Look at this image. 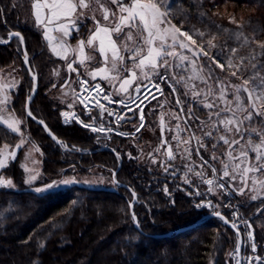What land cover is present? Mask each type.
Masks as SVG:
<instances>
[{
	"label": "trees",
	"instance_id": "trees-1",
	"mask_svg": "<svg viewBox=\"0 0 264 264\" xmlns=\"http://www.w3.org/2000/svg\"><path fill=\"white\" fill-rule=\"evenodd\" d=\"M0 6L4 8L0 13V39L7 40L10 31L21 32L33 58L32 69L39 67L44 74L39 73V90L30 106L32 114L67 145L55 144L41 126L26 117L27 134L43 157L41 182L71 175L72 169L85 174L100 168L111 176L117 171L118 181L130 188L115 191L75 185L47 195H37L22 186L17 190L1 188L0 264H236L233 253L238 236L232 229L215 218L176 233L209 211L195 206L199 199H191L184 191L175 189L179 178L170 180L158 168L139 164L125 155L134 150L137 139L148 136L149 110L157 98L145 106V123L138 132L127 136L114 134L110 142L101 143L94 132L77 123L63 124L59 116L61 107L43 86L51 85V67L69 60L58 59L49 50L42 28L35 24L32 0H0ZM169 6L178 26L203 33L201 47L225 65L224 76L235 71L236 80L241 82L264 78V0H169ZM86 16L79 21L81 27L70 39L71 44L82 38L87 41L95 22L87 13ZM195 38L200 43V35ZM233 48L235 52L231 51ZM21 59L20 42L14 39L0 44V69ZM217 73L213 68L212 74ZM28 78L22 95L24 112L32 83ZM162 85L165 96L174 100L171 86L164 81ZM75 110L81 113L80 107ZM135 112L119 126L125 134L133 133L139 123ZM15 137L0 127V144ZM75 147L83 151L71 150ZM4 173L18 180L14 164ZM165 185L168 194L163 190ZM157 188L159 191H155ZM133 190L138 198L134 210L141 231L134 226L130 212ZM232 201L255 224L256 242L261 250L253 257L263 256L264 232L258 222L263 218L264 199L248 203L236 197ZM169 232L174 233L169 237L154 236ZM262 263L264 260L258 264Z\"/></svg>",
	"mask_w": 264,
	"mask_h": 264
},
{
	"label": "snow or ice",
	"instance_id": "snow-or-ice-1",
	"mask_svg": "<svg viewBox=\"0 0 264 264\" xmlns=\"http://www.w3.org/2000/svg\"><path fill=\"white\" fill-rule=\"evenodd\" d=\"M111 5V7L109 6ZM32 9L35 18V24L42 26L43 28V36L49 43V47L51 51L57 57H68V53L70 51L77 52V58L82 62L86 58L85 56V43L88 45H93L94 43H98L99 52L104 57V63L99 68H94L91 70L89 75L104 77L109 80L110 83H114L115 75L119 74L123 68L127 66V61L125 55L122 54L120 45L118 44L117 39H114V35L122 34L124 29L127 27V39H131L133 36L132 29H135L136 33L139 35L140 39L130 47L127 43L123 45L124 51L129 53L131 59V67L127 68V71L130 72V75H124L123 79L119 81V91L123 93H129V85L132 84V81L137 79V75H141L142 77L152 80L153 77H156L160 80H165L169 78L168 70L173 68L174 66L184 67L186 61H190L193 65H195L196 61L193 59L194 57H198L200 55H207L211 61H215L216 65H219L220 68H224L225 65L221 63L219 59L216 58V55L211 54L210 52L205 51V47H201L204 44L203 41V33H199L197 31L186 30L185 27L178 26L177 23L174 22L173 14L171 12L169 6V0H32ZM4 11L3 6H0V13ZM86 11L91 13V19L95 22L94 31H91L90 35L85 41L83 38L78 42L77 47H72L68 43H66L64 38H67L71 35L73 29H79L80 23L79 21L85 17ZM97 13L102 19L97 18ZM232 19V17H230ZM184 21L181 20L180 24L184 25ZM55 30H59L60 36H54L52 33ZM199 34L201 37L200 43H197V39L195 36ZM9 39L12 36L19 37L20 42L23 43L24 37L22 33L19 31H12L8 33ZM59 41V43H57ZM232 52H235L236 49H231ZM189 54H185V53ZM223 55V53H220ZM91 58V57H87ZM169 58H172V63L169 62ZM24 59L25 62L28 61V51L25 48L24 50ZM210 67H214L210 65ZM239 65H236V68H239ZM67 68L69 70H73V63H68ZM195 71V69H193ZM31 71V69H29ZM163 71V75H159L160 72ZM235 71L233 75H235ZM36 73L32 72V77L35 79ZM79 77V73H77ZM83 81V77H79ZM201 80H204V76H200ZM171 82V81H169ZM220 83V90L218 93L219 99L217 100V104L222 100L225 104H231L232 101H229L227 98L228 89L225 86L224 81L218 80ZM15 83V81H13ZM67 83V81H65ZM12 85H9L11 87ZM90 89V92H94L95 89H100L101 92L103 89L101 88V84L96 82L94 87L88 86L87 81H83L80 84V98L81 102L84 105V110L92 114L93 109L90 107V104L97 103L99 104L98 96H93L91 100L84 96V91L86 89ZM135 91L137 93L141 92L143 87V91H147L149 87H151V83H148L147 86H143L140 83H137L135 86ZM160 85L157 84L156 88H159ZM264 88V78H261L258 83H254L251 86L249 85L248 80H244L243 83H236L231 85V89L235 92L234 107L230 109H223L220 112L216 113L217 119L213 120L210 127L212 129H216L218 124H223L224 128L231 132L233 127H235V131L237 133H241V124L244 119L251 118L253 116L252 111H248L246 116H241L239 113L243 112L248 105H245L242 100L243 98L240 95L241 89L247 92V98L249 104L252 108L256 109L257 112H260V109L256 107L255 101L260 99V96L254 95V92H260L261 89ZM34 91V86L33 89ZM175 90V89H173ZM6 89L3 83H0V113L4 111V106L7 104L8 96L5 94ZM150 95V93H149ZM194 98L199 99L197 92L192 93ZM207 95V91H206ZM264 95V93H261ZM33 97L30 95L29 100ZM139 99V96L135 97ZM206 98V97H205ZM106 100L111 99V93L105 96ZM213 99H216V96H213ZM125 100L131 102L130 96H126ZM147 98H145V102ZM117 103H122V101H117ZM177 103L182 105V101L177 98ZM205 107L211 108L214 107L211 102L206 101ZM100 116H104V105L99 104ZM230 111L232 115L227 116L224 119H219L220 116L224 114V112ZM189 115L193 114V110L191 108L188 109ZM29 116L32 115L31 109L27 110ZM110 115H116L115 112L109 110ZM62 115L65 119L74 118L80 124L85 127H91L93 131L96 130V126L91 123H86L84 120L80 119V115L74 111H62ZM122 115V113H121ZM143 111L141 110V122L143 121ZM212 116V113H209V117ZM93 120H95V116H93ZM0 121H3L5 125H8L9 128L13 129L17 133H21L23 137V133L21 128L19 127V119H5V117L0 114ZM40 123L43 124V127L51 134V136L57 140L59 138L56 136V133L52 131L51 128L48 127L44 121L40 120ZM163 124V121H161ZM203 123V122H201ZM99 130L101 132L105 131H113L111 128H105L103 124L99 125ZM180 131L179 121L177 122V132ZM164 134V128H161V135ZM192 135H195L193 133ZM212 136V132L209 131L204 134L203 137H196L197 146L196 152H200V144L201 141L206 138ZM174 140L180 141L181 138L179 135L173 136ZM219 139L228 143L227 136H220ZM239 137L236 139H232L231 144H228L229 151L226 153L227 159L230 163H225L222 166V172L218 175L217 168L215 164L212 165V175L207 176L205 181L206 173L201 169L200 171L195 172V176L198 178L196 181L192 179L190 173L192 172L191 165H185V171L181 176V179L184 183L192 185L194 191L189 193L190 196L199 197L201 195L207 196L211 192H216L218 189H223L225 192L228 191V188L225 187V183L232 185V181L237 179V174L239 175V179L244 182L245 186L247 185V177L250 172L256 173L258 171L264 170V131L261 132V139L259 143H253L251 139H249V145L255 150V165L250 166L248 151H240L236 156L232 154V145L237 144ZM61 144L64 142L59 141ZM20 144L24 143L23 138L19 141ZM161 144H168V148L166 151V158H174V152L172 150V145L168 143L166 140H161ZM67 147L66 144H64ZM159 147H157L156 151H159ZM183 153L187 156V159L191 160V153L189 148L186 146L183 150ZM131 155V154H130ZM119 156V153H117ZM152 160L155 161L157 157L149 153ZM16 157L15 149L11 151L8 150V145H5L3 148H0V169L4 168V166L8 165L9 160ZM203 159V157H201ZM164 161H161L163 164ZM207 163V162H205ZM25 170L28 172L26 177V183L31 185L33 182L37 181V175L33 174L35 170L28 169L27 165H24ZM229 168L232 169V172H229ZM165 173L167 174L169 169L168 167L164 168ZM175 175V172L172 173ZM231 177V179H229ZM221 178L223 182H221ZM200 181H204L207 183L208 188L205 191H202L200 187H197V183ZM77 177L75 175L71 177H65L63 180H50L49 183H40L36 187L32 189V191L37 195H47L52 190L59 187L61 183L63 184H72L76 183ZM257 184L259 185L257 187ZM0 185H13V181L11 177L5 178L3 175H0ZM235 187V185H232ZM165 192L168 191L167 185L164 187ZM244 187L236 188V191L243 193ZM254 197L261 196L264 197V181L257 182L255 176H253V188H252ZM133 197H135V192L133 190ZM131 204L132 201H129ZM197 208L207 206L210 209L217 207L213 203L212 200L209 199H200L199 202L195 205ZM259 211V209L257 210ZM132 219L136 224H139L140 221L137 219L136 213L132 212ZM215 215L222 216L220 211H216ZM233 215H238L237 212H234ZM224 220L228 221L232 225L233 228H236V223L228 220V217H223ZM237 234L239 237V230L237 229ZM251 242V248L253 251L257 248V244L255 242L253 232L249 230L247 232V242ZM240 243L239 239L236 245V251L233 253L236 258V264H241L240 258ZM248 261V264H252L253 259L260 261L264 258L257 255L255 257L249 255L244 257Z\"/></svg>",
	"mask_w": 264,
	"mask_h": 264
},
{
	"label": "rangeland",
	"instance_id": "rangeland-1",
	"mask_svg": "<svg viewBox=\"0 0 264 264\" xmlns=\"http://www.w3.org/2000/svg\"><path fill=\"white\" fill-rule=\"evenodd\" d=\"M109 6L111 7V5ZM86 13L91 17L90 12L86 11ZM86 17L87 16L85 15V17L81 20H84ZM97 18L102 19V17H100L98 13ZM24 21L21 22L24 23ZM91 28H93L92 31H94L93 25H91L90 30ZM132 31L133 36L131 39H127V27L124 29L122 34H116L123 54H126L125 57L127 61V66L125 68L126 70L124 69V71H126L124 74L130 73L127 71V68L131 67L132 62L129 53L124 51L123 45L127 43L130 47H132L140 39L135 29H132ZM0 40L5 41L4 39ZM15 40L17 42H20V39L18 38ZM185 54L187 55L189 53L186 52ZM203 56L205 55L202 54L198 57L193 58L196 61L195 65H193L190 61H186V66L184 67L174 66L173 68H170L168 70V79L160 80L156 77L152 78V80H154L156 83L161 84L162 94L159 95L157 99L152 103V107L149 110L148 120H150L151 125L148 126L146 130L148 132V136L143 137L141 139L138 137L139 139H137L134 144V150L126 151L125 155L128 158H134L139 164L144 163L145 165L148 164L153 168H158L161 173L164 174V176L166 175L165 177L170 178V180L179 178L178 183L175 185V189L184 191L189 198L199 200L209 199L212 200L215 205H217V207L213 209H210L207 206L200 208L206 209L207 211H209V213L216 211H220L221 213L225 212L228 214V219L236 224L240 221H243L244 224L241 226L240 230L244 237V247L241 254V259L244 260V257H247L249 255L254 256L255 253L261 249L256 242V229L254 222L252 221L251 217H247L244 213H241L240 207L237 205L236 202L232 200L236 197H239L241 201L250 203L264 199V197L258 195L254 197L252 191L253 176H255L257 182L264 181V170L258 171L256 173L250 172L247 177L246 186L244 182L239 179L240 174H237V179L235 181H232V185H235V187L225 183V187L228 188L227 192H225L223 189H218L216 192H211L207 196L201 195L199 197L189 195V193L193 192L194 189L192 185L184 183V181L181 179V176L185 171V165H191L192 172L190 173V175L192 176V179L196 181L198 178L195 176V172L203 169V171L206 173V181L207 176L212 175L213 164H215L217 168V174L219 175L222 172L223 164L230 163L226 156V153L230 150L228 144H231L232 139H236L237 136L239 137V140L237 144L232 145L231 149L233 156H236L237 153L240 151H248L249 164L250 166L255 165V150L251 147V145H249L248 142L249 139H251L253 143H259L261 139V132L264 131V95H261V93H264V88H262L260 92H254V95L261 97L260 99L255 101L256 107L260 109V112H257L256 109L252 108L249 104L247 92L243 89H241L240 91V95L243 98L242 102L245 105H248V107L245 108L243 112L239 113V115L246 116L248 111L253 112V116L251 118L243 120L241 124L242 134L237 133L235 131V127H233L231 132L227 131L224 128L223 124H218L216 129H212L210 125L213 120L217 119L216 113L220 112L223 109H230L235 105V92L231 89V85L243 82L237 81L234 75L224 76L223 68H220L219 65H216L215 61H211L209 57ZM29 57L32 61V56L29 55ZM72 61L73 57L72 59H69V62H67V64L72 63ZM169 62H173L172 58H169ZM67 64L59 63L57 65L52 66L49 74L51 85H48L47 87L43 86L44 83L42 85L44 89H47L46 94L49 95L50 98H53L55 102H57L61 107L59 111L60 119L62 116V111L75 110L79 109L80 107V103L76 97V89L77 73H80L81 69L77 65L73 66V70H69L67 68ZM210 65L214 67H210ZM38 68L39 67H37V70L34 69V72L39 77L40 74L42 76L43 72L42 69ZM213 68L218 71L215 76L212 74ZM193 69H195V71ZM159 75H163V71H161ZM200 76H204L205 79L201 80ZM27 77L29 76L25 71L22 59L14 62L9 67L0 69V83H3L5 85V94L8 96V101L7 104L4 106V111L0 114H2L5 119L18 118L20 121L19 127L21 128V131L23 133L22 137L21 133L15 132L13 129L9 128L8 125H5L3 121H0V127H3L7 132L16 136L15 139L12 141L1 143L0 148H3L5 145H8V150L11 151L16 147H19V151L16 158L14 160L10 159L8 165L0 169V175H3L5 178H8V176L4 173V170L8 169L9 166L14 164L18 170V180H15L11 177L14 186L0 185V189L8 188L17 190L19 189V187L22 186L32 190L38 184L42 183L41 168L43 157L39 148L31 143L29 135L27 134L26 127L29 126L26 123L27 118L24 112V103H22L23 89L25 90V85L27 84ZM260 79L250 81L249 85L251 86L254 83H258ZM218 80L224 81L225 86L228 89L227 98L229 101H232L231 104H225L222 100L217 104V100L219 99L218 93L220 90V83L218 82ZM13 81H15V83H13ZM65 81H67V83H65ZM141 81H144L143 85H146L148 84L146 82H149V80L146 78L141 79ZM163 81L169 84L172 89H175L174 100L171 99V97L169 96H165L164 87L162 85ZM30 84L31 90L30 92H28V96L31 94L33 89V83ZM9 85L12 86L9 87ZM116 91L118 92V89H116L113 93L117 96L118 93ZM193 92H197L200 98H194L192 95ZM131 93L132 91H130L129 94L134 96L135 91L134 93ZM129 94H126V96H130ZM214 95L216 96V99H213ZM177 98H179L183 102L182 105L177 103ZM206 101L211 102L215 106L211 108L205 107L204 105ZM189 108L193 110L192 115H189ZM132 112L139 114L138 109ZM210 112L212 113L211 117H209ZM230 115H232V113L230 111H226L222 116L219 117V119H224ZM81 118L86 121L88 120V118L84 116V114H81ZM130 118H132V115ZM161 121H163V124L161 123ZM178 121L180 128L179 132H177ZM136 126L139 127L140 123H136L135 127ZM162 127L164 128L163 136L161 135ZM209 131L212 132V136L206 137L201 141V150L199 153H197L196 137H203L204 134ZM193 133H195V135H192ZM175 135H179L181 140H174L173 136ZM220 136H227L229 138L228 143H225L224 140L219 139ZM22 138L24 140V143L20 144L19 141ZM162 139L168 141V143L172 145V150L175 154L174 158H166L168 144H161ZM111 140L112 137L110 139H102L100 142L106 143V141L110 142ZM186 146L189 148V151L191 153V160L187 159V156L183 153V150ZM157 147H159V151H156ZM72 149L79 150L81 152L83 151L78 147ZM149 153L155 155L157 159L153 161L151 156H149ZM201 157H203V159H201ZM162 160L164 161L163 164H161ZM24 165H27L28 169L35 170L33 174H38L37 181L33 182L31 185L26 183V177L28 175V172L25 170ZM165 167H168L169 169L167 174L164 171ZM173 172H175V175H172ZM229 172H232L231 168H229ZM73 175L77 177L78 182L72 184L61 183L59 187L54 190L66 189L70 186L75 185H81L83 187L93 186L94 188L108 190L116 188V184L113 181V174L111 176L110 172L100 168L92 169L85 174H80L75 169H72L71 175L65 177H71ZM65 177H62L58 180H63ZM229 179H231V177H229ZM221 182H223L222 178ZM258 186L259 185L257 184V187ZM162 187L164 190L165 186ZM197 187H200L202 191H205L207 190L208 185L206 182L200 181L197 183ZM238 187H244V192L241 193L236 191V188ZM155 191H159V188H157ZM169 192L170 191L168 189V191L165 193L168 194ZM133 199L134 197L132 198V200ZM234 212H237L238 215L234 216ZM258 224L259 227L263 229L262 232H264V214L263 218L259 220ZM249 230L253 232V236L257 244V248L255 249V251L252 250L250 241L247 243L245 242L247 240V232ZM238 239L239 238L237 237V242ZM253 263L254 261H252V264ZM242 264H244V262ZM246 264H248L247 260Z\"/></svg>",
	"mask_w": 264,
	"mask_h": 264
},
{
	"label": "built area",
	"instance_id": "built-area-1",
	"mask_svg": "<svg viewBox=\"0 0 264 264\" xmlns=\"http://www.w3.org/2000/svg\"><path fill=\"white\" fill-rule=\"evenodd\" d=\"M79 77H83V81H87L88 86L94 87V84L98 82V81H91L90 79L81 75H79ZM79 77H77L76 97L80 103L81 113L78 114L80 115V119H82L81 114H84V116L88 118L87 121L86 120L84 121L86 123L94 124L96 126V130L93 131L91 127H85L84 125L76 121L74 118H69L66 120L65 117L62 115L61 120L62 123L65 125L78 123V125L94 132L96 134V138L98 141H101L102 139H110L114 134L124 135V133L119 129V126L122 124L123 121H125L129 117L131 112L138 109L139 111L138 113L140 116L141 110L144 108L145 104L162 94L161 84L152 81L150 82L151 87H149L146 92L143 91V87H142L141 92L137 93L135 91L134 96L131 98V102H128L127 100H123L121 98L114 96L101 82H99L101 84V88L103 89L102 92L100 89H95L94 92H90V89H88V87L86 86V89L84 91V96L89 100H91L93 96H96V94L99 93L98 100H99V104L104 105V116L103 117L100 116L99 104L97 103L90 104V107L93 109V112L91 115H89V113L84 110V105L81 102V98L79 95L81 92L80 84L83 82ZM157 84L160 85L159 88H156ZM143 86H147V84ZM109 93H111V99L106 100L105 96H107ZM137 96H139V99L135 98ZM145 98H147L146 102H145ZM117 101H122V103H117ZM109 110L115 112L116 115H110ZM93 116H95V120H93ZM101 124H103L106 129L111 128L113 129V131L101 132L99 130V125Z\"/></svg>",
	"mask_w": 264,
	"mask_h": 264
},
{
	"label": "water",
	"instance_id": "water-1",
	"mask_svg": "<svg viewBox=\"0 0 264 264\" xmlns=\"http://www.w3.org/2000/svg\"><path fill=\"white\" fill-rule=\"evenodd\" d=\"M13 31H14V30H13ZM10 32H12V31H10ZM20 33H21V32H20ZM16 38H19V37L12 36V37L9 39V36H8V39H7V40H5V41L0 40V44H9V43H11V42H12L14 39H16ZM21 44H22V60H23V65H24L25 69L27 70V72H28V74H29V77H30V79H31V81H32V83H33V86H34V91L32 90V92H31V94H30L33 98H32L31 100H29V99H28L29 96H30V95H29L28 98H27V100H26V104H25V114H26V117L29 118V119H31L32 121H34V122H35L36 124H38L39 126H41V127L45 130V132L47 133V135L49 136V138H50L55 144H57V145H62V144L59 142V141H61V140H60V139L57 140V139L53 138V137L51 136V134H50V133H49V132L43 127V124L40 123V120H39L38 118H36L33 114H32L31 116H29L28 113H27V110L30 109L31 104H32L34 98L36 97V95H37V93H38V90H39V77H38L37 74H36V76H35V79H33V77H32V72H34V70L32 69L31 64H30L29 53H28V61L25 62V59H24V50H25V48H26L25 39H24L23 43H21ZM29 69H31V71H29ZM74 112H76V111H74ZM44 123H45V122H44ZM56 136H57V135H56ZM57 137H58V136H57ZM71 150L76 151L75 149H71ZM15 151H16V156H17L18 151H19V147H16V148H15ZM15 158H16V157H15ZM15 158H13V160H14ZM112 174H113V181H114V183L116 184V188H112L111 190L118 191L119 188H122V187L128 188V189L130 190V188H129L127 185H125V184H123V183H121V182L118 181V179H117V171H113ZM89 188L92 189V188H94V187H93V186H89ZM137 200H138V198H137V195L135 194V197H134V199L132 200V203H131V204L129 203L131 214H132V212H135L134 208H135V204H136ZM131 216H132V215H131ZM223 217H225L224 214H222V216H217V215H215V212H210V213L204 215L203 217H201L199 220H197V221L194 222L193 224H191V225H189V226H186V227L179 228L178 230H176V233L183 232V231H187V230H189V229H192V228H194V227H197V226L203 224L204 222H206V221H208V220H210V219H215V218L220 219V220H222L223 224L226 225L227 227H229L230 229H232V230L236 233L237 236H238V234H237V229L239 230V237H238V238H239V243H240V249H239V252H240V258H241L242 250H243V247H244V237H243L242 232H241V230H240V228H241V226H242V223H237V224H236V228H233L232 225H231L230 223H228V221H226V220L223 219ZM137 219H138V218H137ZM228 220H229V219H228ZM133 222H134V226H135L139 231H141L140 225H139V224H136L135 221H133ZM173 233H174V232H169V233H166V234H163V235H154V236H155V237H169V236H171ZM261 257L264 258V255L261 256ZM263 260H264V259H262V260H260V261H263ZM260 261L255 260V262H254L253 264H258ZM243 262L246 263V259H244V260L241 259V264H242Z\"/></svg>",
	"mask_w": 264,
	"mask_h": 264
},
{
	"label": "crops",
	"instance_id": "crops-1",
	"mask_svg": "<svg viewBox=\"0 0 264 264\" xmlns=\"http://www.w3.org/2000/svg\"><path fill=\"white\" fill-rule=\"evenodd\" d=\"M32 14H33V18H34V13H33V9H32ZM34 20H35V18H34ZM41 28H42V26H40ZM80 27H81V25H80ZM80 27H79V29H80ZM79 29L77 30V29H73V31H72V33H71V35L69 36V37H67V38H64L65 39V41H66V43H68L70 46H72V47H77V45H78V42L80 41H76V42H74V43H70V39L74 36V34H76L78 31H79ZM42 30H43V28H42ZM44 31V30H43ZM54 36H60L61 34H60V32H59V30H55V31H53V33H52ZM44 39H45V41H46V43H47V45H48V48H49V50L51 51V48L49 47V43H48V41L46 40V38L44 37ZM114 39H117V35L115 36L114 35ZM117 42H118V44L120 45V43H119V41L117 40ZM57 43H59V41H57ZM121 48V47H120ZM84 51H85V56H86V58L83 60V62L80 60V59H78L77 58V55H78V53L77 52H73V51H70L69 53H68V57L67 58H65V57H57L52 51H51V53L56 57V58H58V59H61V60H69V59H72V57H73V61H72V63H73V66H77L78 65V67L81 69L80 71H81V73H82V75L83 76H85V77H87V78H89L90 80H92V81H99V82H101L106 88H108L109 89V91H111L112 93L113 92H115V90L116 89H119V81L120 80H122L123 79V76L124 75H130L131 73H127V74H124L126 71H124V69L126 68H123L122 70H121V72L119 73V74H117V75H115V78H114V83H110L109 82V80L108 79H106V78H104V77H100V76H96L95 78L93 77V76H91V75H89V73L91 72V70L92 69H94V68H99V67H101L102 65H103V63H104V57H103V55L99 52V46H98V43H94L93 45H88L87 43H85V49H84ZM121 52H122V54H123V51H122V49H121ZM124 55V54H123ZM125 56H126V54H125ZM87 57H91L90 59L89 58H87ZM91 66V67H90ZM126 70V69H125ZM141 79H144L141 75H137V79L136 80H134V81H132V84L131 85H129V92L130 91H132V93H134V91H135V85L137 84V83H140L141 85H143L144 83V81L142 82L141 81ZM141 81V82H140ZM152 81V80H151ZM150 82V81H149ZM146 83H148V82H146ZM133 89V90H132ZM117 92V91H116ZM118 94H117V96H120V97H122V98H125L126 97V93H123V92H121V91H119L118 90V92H117ZM131 93V94H132ZM127 94H129V93H127ZM130 95V94H129ZM128 96V95H127ZM130 96H132V95H130Z\"/></svg>",
	"mask_w": 264,
	"mask_h": 264
},
{
	"label": "flooded vegetation",
	"instance_id": "flooded-vegetation-1",
	"mask_svg": "<svg viewBox=\"0 0 264 264\" xmlns=\"http://www.w3.org/2000/svg\"><path fill=\"white\" fill-rule=\"evenodd\" d=\"M148 103H149V102H148ZM148 103H146L145 106H146ZM145 106H144V108H145ZM144 108L142 109L143 114H144ZM140 116H141V115H140ZM140 116H139V114H138V118H139L140 126L137 127L133 133H131V134H125L124 136H127V135H134L136 132H138V131L143 127V125H144V123H145V116H143V121H142V122H141Z\"/></svg>",
	"mask_w": 264,
	"mask_h": 264
}]
</instances>
